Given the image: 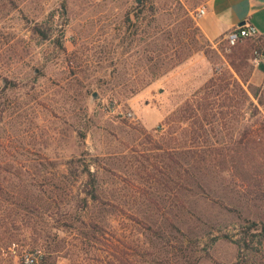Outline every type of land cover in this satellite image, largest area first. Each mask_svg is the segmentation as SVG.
Instances as JSON below:
<instances>
[{
	"label": "rangeland",
	"instance_id": "1",
	"mask_svg": "<svg viewBox=\"0 0 264 264\" xmlns=\"http://www.w3.org/2000/svg\"><path fill=\"white\" fill-rule=\"evenodd\" d=\"M193 2L0 0V264L32 246L54 264H118L117 247L129 264H264V106L201 90L240 73L264 95V38L206 40ZM194 95L215 100L206 131L180 119Z\"/></svg>",
	"mask_w": 264,
	"mask_h": 264
},
{
	"label": "crops",
	"instance_id": "2",
	"mask_svg": "<svg viewBox=\"0 0 264 264\" xmlns=\"http://www.w3.org/2000/svg\"><path fill=\"white\" fill-rule=\"evenodd\" d=\"M203 7L204 13L194 17V12ZM195 25L209 41L225 39L226 33L239 25L253 26L257 36L264 38V0H194L189 7ZM264 80V50L256 58L251 81Z\"/></svg>",
	"mask_w": 264,
	"mask_h": 264
},
{
	"label": "trees",
	"instance_id": "3",
	"mask_svg": "<svg viewBox=\"0 0 264 264\" xmlns=\"http://www.w3.org/2000/svg\"><path fill=\"white\" fill-rule=\"evenodd\" d=\"M195 23V22H194ZM195 27L197 28V26L195 25ZM198 30V28H197ZM258 37H262V36H258ZM245 39H252V36H247L244 37ZM263 38V37H262ZM225 42H227L224 39ZM163 73V72H162ZM161 75V73L158 74H151L149 81H152L154 79H156L157 77H159ZM240 80H238L236 77H234L233 75H229L228 77H224V78H220L218 79L217 82H212V85L209 86V83H206L202 88V89H208L210 87L215 88V94L214 97H216L217 95H221V93H226L225 96L227 97H222V99H232L228 97L229 94V90L231 91H235L237 89L238 93H240V96L242 97V102L244 103H248V104H252L254 106H256V104H254V99L257 101L256 103L259 105H263L264 106V95H262L259 92V87L253 88L251 86L250 83H248V76H244L240 73H238ZM232 86V89L229 88V86ZM246 87H245V86ZM209 97L208 95H203V96H199L197 97L196 95H194L190 100L186 101L185 104L189 105L188 108H190L189 113L187 115V117L185 118H180L181 121H186L188 119H190L191 117H196L195 121L197 123L198 128L205 130V124H208L211 122V118H209V107L211 108V110H213L214 113V102L215 100H213L212 102L208 101ZM168 120V119H167ZM167 120L165 122H167ZM260 127L262 129V131L264 132V120L260 121ZM251 131V126L246 125L243 128V137L246 136L248 133H250ZM161 147V146H159ZM18 206L23 210L22 216L20 218L21 221V225L24 228L27 229H33L34 226V219L30 216V213H32L34 211L35 206H36V202L33 201L32 199H29L26 196H23L19 199L18 202ZM137 221H139L142 226H147L144 222L138 220L136 218ZM95 227V223L93 224V227ZM89 237H94L91 234H88V232L85 233L84 238H89ZM97 239V238H96ZM59 246H56L55 249H53L52 251H57V248ZM117 247V246H116ZM32 249H35V247L32 246ZM117 251V252H116ZM121 250L119 249V247H117V250H115V258L116 261L118 262V264H129L131 263V260L129 258H123L122 254H120ZM55 256H52V254H48L45 255L43 253V258L40 261L39 264H54L55 263Z\"/></svg>",
	"mask_w": 264,
	"mask_h": 264
},
{
	"label": "built area",
	"instance_id": "4",
	"mask_svg": "<svg viewBox=\"0 0 264 264\" xmlns=\"http://www.w3.org/2000/svg\"><path fill=\"white\" fill-rule=\"evenodd\" d=\"M204 13V8L201 7L194 12V17L200 16ZM256 34V30L253 26L239 25L231 28L225 35V40L228 44L233 45L239 40L247 36H253ZM264 36V35H263ZM261 88L264 89V80L260 84ZM130 115V113H129ZM12 253L16 255L21 264H39L43 258V252L41 249H25L21 253L17 254L16 249L13 248Z\"/></svg>",
	"mask_w": 264,
	"mask_h": 264
},
{
	"label": "water",
	"instance_id": "5",
	"mask_svg": "<svg viewBox=\"0 0 264 264\" xmlns=\"http://www.w3.org/2000/svg\"><path fill=\"white\" fill-rule=\"evenodd\" d=\"M94 97H96V94L95 93H93V95H92V98H94Z\"/></svg>",
	"mask_w": 264,
	"mask_h": 264
}]
</instances>
